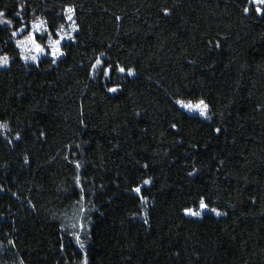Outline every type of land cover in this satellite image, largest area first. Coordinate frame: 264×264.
<instances>
[{"label":"trees","instance_id":"trees-1","mask_svg":"<svg viewBox=\"0 0 264 264\" xmlns=\"http://www.w3.org/2000/svg\"><path fill=\"white\" fill-rule=\"evenodd\" d=\"M67 6L65 55L23 64L11 32L39 17L54 36ZM245 6L0 0V264H264V17ZM97 57L135 74L93 73ZM201 197L226 215L185 216Z\"/></svg>","mask_w":264,"mask_h":264},{"label":"snow or ice","instance_id":"snow-or-ice-1","mask_svg":"<svg viewBox=\"0 0 264 264\" xmlns=\"http://www.w3.org/2000/svg\"><path fill=\"white\" fill-rule=\"evenodd\" d=\"M24 5H20V11H16L14 13L15 16L20 17L21 12L23 11ZM254 9V12L257 16L264 17V0H248V6H245L243 8V12L245 15H248L250 11ZM63 18L65 19L68 30H65V25L61 24L59 26V30L56 33L57 38H53V35L49 29V26L47 24V21L44 19H41L37 17L34 21L31 22V25L29 27L28 24H23L20 28L13 30L11 32V37H16L18 32L24 33L26 31V35L23 39H17L15 41V46L19 50V57L21 60H23L25 63L32 62V63H38L41 56L44 55H50L51 56V62L53 64L56 63L57 59L64 56L65 53L62 50V42L67 39L69 41L74 40L73 33L77 32L79 30L78 25L76 24V21L74 19L75 16V8L73 6H67L63 9ZM163 15L168 16L170 15V12L168 9L163 10ZM8 14L4 10H0V26H12L13 20L7 18ZM45 35H47V43L42 44L37 37L43 38ZM216 47H219V44H216ZM103 56V53L101 54ZM11 65V58L7 54L0 55V68H7ZM91 69L93 73L100 72L104 77L110 78L113 71H117L121 74H127L128 76H132L135 74V70L132 68H125L119 64L113 65V64H106L105 61H103L100 57H97L95 60V63L91 65ZM108 91L110 93H116L118 91L117 87H110L108 88ZM176 103L182 108L185 109L189 113H198L199 116L203 117L205 120H210L211 116L209 115V104L205 102L204 99H199L196 102L192 101H185L182 99H178ZM8 125L6 123H0V129H7ZM172 128H176V125L173 124ZM216 133H220L221 129L216 128ZM41 137L45 135V133H40ZM15 139L19 140L20 135L17 134ZM11 143V141H9ZM25 163L28 162V157H24ZM75 167L77 169H80L81 165L79 162H76ZM145 168L148 167V165H144ZM193 172H190L189 175H193ZM76 183L77 185L80 184V177L77 175L76 177ZM152 181L150 179H144L142 185L136 186L131 189L133 193H135L142 204L147 203V198L142 195V188L144 186H150ZM83 199V197H81ZM204 212H211L214 213L217 217L221 215H226V213L220 212L215 207H210V204L206 202L204 197H201L199 199L198 206L196 208L193 207H185L183 209V214L185 216L189 217H202ZM143 222L145 224L148 223V214L145 211L143 213ZM73 228H76L77 225L73 224ZM80 231L84 230V224H79ZM80 231L74 232L73 235L75 236L76 242L79 245L81 249L85 247L84 241L81 240L80 237ZM9 243H12L11 241ZM83 264H87V259L83 261Z\"/></svg>","mask_w":264,"mask_h":264},{"label":"rangeland","instance_id":"rangeland-1","mask_svg":"<svg viewBox=\"0 0 264 264\" xmlns=\"http://www.w3.org/2000/svg\"><path fill=\"white\" fill-rule=\"evenodd\" d=\"M6 27H8V26H0V28H6ZM65 30H68V25H67V23L65 24ZM56 33H57V32H56ZM75 33H76V32H75ZM75 33H73V36H74ZM25 35H26V34H23V33L18 32L17 36H16V37H13L14 43H15V41H16L17 39H23V38L25 37ZM43 38H44V40H45V43H44V44L46 45V43H47V35H45ZM53 38H57V37H56V34L53 36ZM66 42H70V41L67 40V39H65V40L62 42V44L66 43ZM61 46H62V45H61ZM16 49H17V48H16ZM17 51L19 52L18 49H17ZM42 58H50V59H52L50 55H44V56H41L40 60H41ZM40 60H39V61H40ZM57 60H58V59H57ZM20 61H21L23 64H26V65H36V64H37V63H32V62L25 63V62H24L23 60H21V59H20ZM11 62H12V61H11ZM7 68H8V67H7ZM7 68H0V70L7 69ZM178 107H179L182 111H184L185 113H187L188 115L195 116V117H198V118H200V119L205 120L203 117L199 116L198 113H189V112H187L185 109H182L179 105H178ZM205 215H214V216H216L214 213H211V212H204L203 215H202V217L205 216ZM187 217H188V218H192V219H201V218H202V217L197 218V217H189V216H187ZM216 217H217V216H216Z\"/></svg>","mask_w":264,"mask_h":264}]
</instances>
